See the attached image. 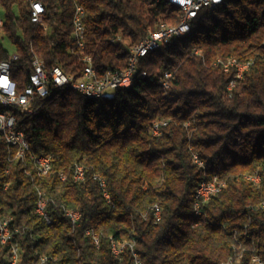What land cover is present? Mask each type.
<instances>
[{
    "label": "trees",
    "instance_id": "16d2710c",
    "mask_svg": "<svg viewBox=\"0 0 264 264\" xmlns=\"http://www.w3.org/2000/svg\"><path fill=\"white\" fill-rule=\"evenodd\" d=\"M30 1L0 0L1 30L18 56L10 70L18 91L33 55L74 75L83 55L97 77L121 71L130 46L161 21L176 24L179 14L166 0H35L44 7L43 28L30 19ZM75 5L84 10L83 50L72 33ZM9 56L0 39V61ZM231 58L250 64L228 91L234 70L223 72L218 60ZM166 72L172 77L164 88ZM8 112L29 154L51 158L39 176L0 141V217L18 228L11 241L18 264L41 257L43 264H134L133 253L142 264H222L238 255L246 264L252 254L264 261V0H225L199 11L188 34L141 58L130 86L110 96L53 90L30 113ZM77 164L82 181L73 180ZM255 174L258 184L247 179ZM212 175L224 187L196 217L194 190ZM38 191L50 222L34 212ZM65 210L78 211V220ZM111 240L125 244L119 258ZM9 247L0 244V264Z\"/></svg>",
    "mask_w": 264,
    "mask_h": 264
},
{
    "label": "built area",
    "instance_id": "2783aa9c",
    "mask_svg": "<svg viewBox=\"0 0 264 264\" xmlns=\"http://www.w3.org/2000/svg\"><path fill=\"white\" fill-rule=\"evenodd\" d=\"M215 0H174V2H181L184 5V13L182 22L180 25L173 29H165L164 24L161 22L158 24L155 31H149L148 34L129 47V52L133 53L134 68L132 70L121 71H108L103 75H108V82H101V77H97L95 70L92 66V59L89 55H83L81 62L83 68L78 74L65 73L61 66L54 65L48 68L45 62L38 56L33 55L31 60V69L27 77L24 87L18 91L16 82L10 76L11 64L18 60V56L13 52L9 56L8 60L0 61V121L6 122V132L9 134V148L13 149V159L19 160V154L21 151H29V145L25 139L22 130L17 129L15 126L14 116L8 112L9 108H16L21 113H30L32 103L36 98H42V95H47L48 89H64L66 84H74V87H78L81 94L88 97L89 95L102 96L106 90H115L118 88L128 87L133 77L137 73L138 62L140 58V51L147 48H159L162 44L173 39L176 36H180L184 32H188L191 27V23L197 17L199 11L205 9L208 2ZM30 19L34 23H38L43 28L46 26L42 22V15L44 14V7L39 1L31 0L30 3ZM82 6L75 5L72 15V33L76 40V46L79 50L84 48V23H83ZM3 20L0 18V30L2 29ZM243 66H249V64H243ZM240 68V67H239ZM225 73L230 71L223 70ZM145 72H142L140 76H144ZM239 73H234V78L228 83L227 90L230 91L236 83L240 80ZM172 77L171 72H166L163 75L162 86L168 87V80ZM159 125H165V122L153 124L152 132L154 135H159ZM30 159L34 168H37L40 172V176L46 175V170L51 168V158L46 155H32ZM194 162L199 166H203L202 162L194 156ZM65 177L61 175V179ZM84 179V168H80V165L74 166V181H82ZM221 180L214 176L211 183L207 188H201L199 198L195 205V210H200V205L207 202L214 193V185ZM253 183H259V178H254ZM100 186L103 189V196L107 199V193L105 191L104 182H100ZM47 199L44 194L37 193V200L35 204V210L41 213V217L44 220H48L45 212ZM264 211V207H261ZM154 216L156 218L157 213L160 210L157 206L154 207ZM65 215L69 220L74 223L78 220L80 214L78 211L65 210ZM2 231V239L0 244H11L13 252V263L19 262V247L17 244L11 243L14 236L18 233V228L14 226L13 219L11 217H4V230ZM86 233H93L87 230ZM98 245V242H94ZM133 246V245H132ZM132 248V247H131ZM112 254L115 257L120 256L122 251H114V247H110ZM134 264H142L138 257L133 253ZM45 260L41 258L34 264H43ZM260 263V258L256 254L250 255L246 264ZM227 264H231V259L227 261ZM243 264V261L240 263Z\"/></svg>",
    "mask_w": 264,
    "mask_h": 264
},
{
    "label": "bare ground",
    "instance_id": "6f19581e",
    "mask_svg": "<svg viewBox=\"0 0 264 264\" xmlns=\"http://www.w3.org/2000/svg\"><path fill=\"white\" fill-rule=\"evenodd\" d=\"M170 5H173L176 9H178L179 14H178V22L176 24H171V23H167L165 21H161L162 24H164L165 29H173L176 28V26L180 25L182 22V18H183V13H184V5L181 2H174V0H166ZM225 0H215L212 2H208L205 6V9L207 10H212L214 8H216L217 6L221 5ZM82 13L84 16V10L82 7ZM3 26V23H2ZM191 29V27H190ZM190 29H188V32H184L183 34H181L180 36H176L178 38L183 37L184 35L188 34L190 32ZM174 37V38H176ZM170 41V40H169ZM168 41H166L167 43ZM158 48H147L146 50L140 51V58H143L144 56H146L148 53L153 52L155 50H157ZM218 64H220L222 66V70H228V67H230V69L234 70V73H239L240 76V80L243 77V73L248 69L249 66H243V64H250L249 62H245V63H241L238 62L236 59L231 58L228 59L227 61L223 62L218 60ZM240 67V68H239ZM132 68H134V58H133V53L129 52V57H128V61L126 63V67L124 68L125 70H132ZM143 77V76H141ZM101 82H108V75H103L101 76ZM132 82V81H131ZM131 82L129 83L128 86H130ZM127 88V87H125ZM64 89H70V90H74L78 93L81 94L80 90L78 87H74V84H66V86H64ZM53 90H61V89H48L47 95H42V97H46L48 95H50V93ZM88 97L90 98H98L97 95H89ZM31 112V110H30ZM0 141L3 142L4 144H6L9 147V134H7L6 132V122L5 121H0ZM19 160H29L32 164V161L30 159V154L29 151H21L19 154ZM80 165V164H77ZM203 167V166H200ZM80 168H83L82 165H80ZM37 174L40 176V172L39 170H37V168H35ZM50 170H46V174L49 172ZM73 174H74V168H73ZM216 175H212V176H204L200 182L197 184L195 190H194V203H193V214L196 217L201 216V212L200 210H195V205L197 203V200L199 198V193L201 191V188H207L208 185L211 183V181L213 180V177ZM254 178H259V182L261 180V177L258 174L255 175H251L248 176L247 179L250 180L253 183ZM102 182V181H100ZM257 184V183H254ZM224 187V182H217L214 185V193H218L220 192V190ZM37 193H41V191H38ZM107 198H108V194H107ZM261 207H264V203H262ZM36 214H38L39 216H41L40 212L34 211ZM159 218V213H157L156 219ZM46 222H50L49 218L48 220H45ZM0 230H4V217H0ZM86 234H90L92 236V240L94 242H98V238L96 236V234L94 233H86ZM0 239H2V231H0ZM6 245V244H4ZM125 244L124 243H118L115 240H111V244L110 247H114V251H122L124 248ZM130 247H132V244H129ZM260 258V257H259ZM41 260H45L44 257H41ZM229 261V260H228ZM242 262L241 259V255L236 256L235 258L231 259V264H240ZM13 263V252H12V245L10 244L9 250L7 255L4 258V264H12ZM260 263H264V261H262L260 259ZM222 264H227V261L222 263ZM249 264H259V263H249Z\"/></svg>",
    "mask_w": 264,
    "mask_h": 264
},
{
    "label": "rangeland",
    "instance_id": "374dc122",
    "mask_svg": "<svg viewBox=\"0 0 264 264\" xmlns=\"http://www.w3.org/2000/svg\"><path fill=\"white\" fill-rule=\"evenodd\" d=\"M0 18L3 20V8L1 7V5H0ZM0 39L2 41L4 48L8 51L9 55H12L14 51L13 46L9 41V39L4 35L2 30H0ZM113 92H114L113 90H106L104 91L103 96H110L113 94Z\"/></svg>",
    "mask_w": 264,
    "mask_h": 264
}]
</instances>
